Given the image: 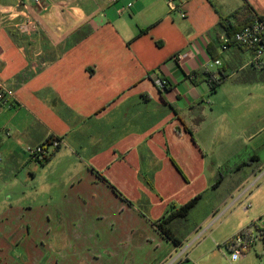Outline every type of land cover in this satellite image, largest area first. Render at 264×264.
<instances>
[{"label": "crops", "instance_id": "crops-1", "mask_svg": "<svg viewBox=\"0 0 264 264\" xmlns=\"http://www.w3.org/2000/svg\"><path fill=\"white\" fill-rule=\"evenodd\" d=\"M41 1L0 0L20 12L0 20V82L12 104L0 105V264H105L98 255L107 251V264H229L228 238L208 246L201 225L183 226L228 175L245 171L202 222L264 178V154L247 149L264 117L245 107L264 63L217 42L223 20L264 17V0ZM26 16L30 34L18 29ZM49 138L61 145L44 162L25 153ZM198 196L186 219L167 225L179 245L136 204L149 203L157 221L165 203L177 209Z\"/></svg>", "mask_w": 264, "mask_h": 264}, {"label": "rangeland", "instance_id": "rangeland-1", "mask_svg": "<svg viewBox=\"0 0 264 264\" xmlns=\"http://www.w3.org/2000/svg\"><path fill=\"white\" fill-rule=\"evenodd\" d=\"M250 90L245 92V104L247 108L250 109L251 114L250 118L254 120L256 117H264V81L257 84V88H254L250 94ZM264 142V132L260 133L257 138L251 142V145L247 149H258L262 154H264V149H262V143ZM248 156L245 155V152L241 153L240 157L246 159ZM230 166H225L220 174L227 175L229 173ZM7 174V173H6ZM245 175L243 172H235L232 176L226 177L225 183L220 187L218 191L210 190L204 195L203 201L198 205V207L193 210L188 220L185 222L184 228L192 229L197 225H201V228L197 236L202 235L201 239L205 236L207 238L208 246L210 244L215 245L216 242H220L223 245L222 241L226 238L227 241L224 244H227L230 240L233 239L238 233L243 230H248L252 236V244L249 246L245 255L238 261H234L231 253L228 249L224 250V257L220 258L226 261L229 260V264H264V178L256 181V178H252L241 190V193L247 191L246 194L239 200H237V195L234 199H231L227 204H223L220 207V211L209 217L206 221H203L207 216L206 214L212 210L216 204H219L221 199L229 193L234 187L235 182L238 178H241ZM256 181V182H255ZM146 199V196H144ZM235 203V204H234ZM251 204L250 208H247L248 204ZM137 209L140 211V217L146 220L148 223H160L159 220L163 221L167 219L169 213L176 209V206L171 205L170 203H165L162 206V215L163 218L153 221L150 213L149 203L146 201L137 202ZM234 204V205H233ZM181 207V206H180ZM180 207H177L180 208ZM255 211H260L262 214L259 217H255ZM244 226V227H243ZM158 229V227L155 225ZM209 233H203L205 229H208ZM241 228V229H239ZM236 230V231H235ZM235 232V233H234ZM195 235V236H196ZM58 241H65V236L61 233L57 235ZM195 236L188 242H192L195 239ZM103 238L99 233L96 234V239ZM92 241V240H91ZM79 244V243H77ZM189 243L186 244L188 246ZM224 247V245H223ZM81 252L80 256L82 255ZM215 256L220 255V249L216 248L214 250ZM85 254V253H84ZM113 255L112 251H107L102 255H98V259H101L102 263L107 264L106 259ZM89 256V255H87ZM90 257V256H89ZM79 258V257H77ZM231 261V262H230Z\"/></svg>", "mask_w": 264, "mask_h": 264}, {"label": "built area", "instance_id": "built-area-1", "mask_svg": "<svg viewBox=\"0 0 264 264\" xmlns=\"http://www.w3.org/2000/svg\"><path fill=\"white\" fill-rule=\"evenodd\" d=\"M108 1L116 2L118 0ZM33 2L38 5L42 4L41 0H33ZM169 2L173 4L174 0H169ZM128 6H132V3H130ZM22 7L23 12L29 10V6L27 4H22ZM18 13L20 12L14 10H5L0 7V20L19 16ZM26 17L27 18H25V20L18 25V29L23 34H30L33 31L35 25L28 16ZM220 41L222 51L229 50L232 45L253 51L254 56L252 59V65L258 68L261 67L264 63V17L253 12L251 21L234 33H229L225 27H222ZM187 56V53H180L175 58L179 62H182ZM212 64L215 66H220L221 61L219 59H214L212 60ZM156 83L160 88H165L167 85L166 81L158 78L156 79ZM7 94L8 93L5 85L0 82V105L8 104V106H12V104L9 103V97ZM60 145L61 141L59 139L49 138L37 146L28 145L24 150L31 159H34L38 162H44L48 159L53 151L60 147ZM0 161H2L1 155ZM250 207L251 204H248L247 208ZM252 242L253 240L251 233H249L248 230H243L233 237V239L230 240L226 246L233 257V260L238 261L245 255Z\"/></svg>", "mask_w": 264, "mask_h": 264}, {"label": "trees", "instance_id": "trees-1", "mask_svg": "<svg viewBox=\"0 0 264 264\" xmlns=\"http://www.w3.org/2000/svg\"><path fill=\"white\" fill-rule=\"evenodd\" d=\"M250 12V10H248L247 8L245 9H238L237 11H235L231 17H236V16H239L240 14H243V13H248ZM222 27H225L229 33H234L236 32L237 30H239L241 27H243L244 25L242 26H234V25H231L229 23H227V20H223L222 21ZM248 24V23H247ZM220 42V45H221V41H220V35L218 36L217 38V42ZM210 51H211V45H210ZM211 53V52H210ZM212 54V53H211ZM213 58H216L215 55H212ZM218 86V82L217 81H213L212 82V88L213 89H216V87ZM200 199V196L190 200L189 202H187L186 204L182 205L180 208L178 209H174L173 211H171L169 213V216L168 218L164 219L163 221L159 220L160 223H154L157 227H158V230L159 232L168 240L172 241L174 244L176 245H179L180 244V241L178 239H176L174 237V235L171 233L170 229L168 228V223L171 222L172 220L174 219H177V218H180V219H186L188 217V215L190 214L191 210L196 206V204L198 203V200Z\"/></svg>", "mask_w": 264, "mask_h": 264}]
</instances>
